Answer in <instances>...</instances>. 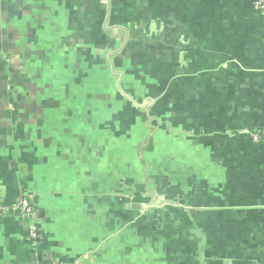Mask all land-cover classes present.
Segmentation results:
<instances>
[{"label":"crops","instance_id":"0c3cea01","mask_svg":"<svg viewBox=\"0 0 264 264\" xmlns=\"http://www.w3.org/2000/svg\"><path fill=\"white\" fill-rule=\"evenodd\" d=\"M256 130L253 0H0V264H264Z\"/></svg>","mask_w":264,"mask_h":264},{"label":"built area","instance_id":"2783aa9c","mask_svg":"<svg viewBox=\"0 0 264 264\" xmlns=\"http://www.w3.org/2000/svg\"><path fill=\"white\" fill-rule=\"evenodd\" d=\"M253 5L261 13V15L264 18V0H253ZM249 135L256 142L260 141V140H262V138H264V132H261V134H258L256 132H249ZM16 207L19 210V214L25 218L31 217L34 213V207L29 202L28 197L25 195H22L19 197V199L16 203ZM1 213H2V211H1V207H0V215H1ZM36 233H37L36 228L34 227V225L30 224L28 234L32 240L36 238V236H37Z\"/></svg>","mask_w":264,"mask_h":264},{"label":"trees","instance_id":"16d2710c","mask_svg":"<svg viewBox=\"0 0 264 264\" xmlns=\"http://www.w3.org/2000/svg\"><path fill=\"white\" fill-rule=\"evenodd\" d=\"M252 131H253V130H252ZM250 132H251V131H250ZM256 133L261 134V131H257V130H256ZM250 137H251V136H250ZM261 138H262V137H261ZM261 138H260V139H261ZM262 139H264V138H262ZM260 141H261V140H260ZM260 141H257V142L255 141V142H256V143H259Z\"/></svg>","mask_w":264,"mask_h":264}]
</instances>
